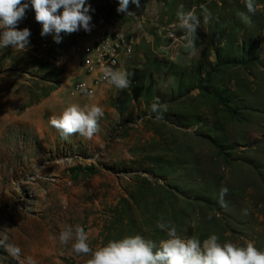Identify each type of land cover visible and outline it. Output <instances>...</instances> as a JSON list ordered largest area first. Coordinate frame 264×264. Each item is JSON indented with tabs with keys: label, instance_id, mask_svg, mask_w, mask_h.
<instances>
[{
	"label": "rangeland",
	"instance_id": "1",
	"mask_svg": "<svg viewBox=\"0 0 264 264\" xmlns=\"http://www.w3.org/2000/svg\"><path fill=\"white\" fill-rule=\"evenodd\" d=\"M89 4L88 33L56 44L29 7L16 26L30 31L27 49H0V230L20 261L86 264L55 239L66 226L83 228L95 250L127 235L165 238L160 218L181 238L214 233L264 249V0L253 13L243 0H140L132 17L115 0ZM177 10L200 21L194 54L173 27ZM127 35L133 51L121 48L117 69L128 87L105 81L72 96L87 49ZM157 100L159 120L148 109ZM72 104L101 108L91 138L62 139L49 125ZM0 258L19 264L2 249Z\"/></svg>",
	"mask_w": 264,
	"mask_h": 264
},
{
	"label": "clouds",
	"instance_id": "2",
	"mask_svg": "<svg viewBox=\"0 0 264 264\" xmlns=\"http://www.w3.org/2000/svg\"><path fill=\"white\" fill-rule=\"evenodd\" d=\"M115 3V12L129 17L134 16L128 10L129 4L137 9L140 7V0H115ZM243 3L248 13L255 11V0H243ZM29 7L34 12V20L41 25L40 36L51 35L56 44L62 40L61 33L67 35L81 30L88 33L91 30L90 12L95 10L91 8L89 0H0V49L9 46L18 51L27 49L30 31L27 28L18 30L16 26ZM175 15L176 22L173 27L182 31L184 47L189 50V54H194L195 34L200 21L192 10H177ZM241 16L244 17V14L241 13ZM204 19L207 20L208 16ZM130 37L133 38L131 35ZM127 61L130 59L123 61L122 65ZM119 70L102 67L101 78L116 89L127 88L129 74ZM162 108L158 100L148 106L149 113L155 114L154 118L157 120L162 118ZM102 116L101 108L95 104H85L83 107L72 104L65 107L58 117L50 116L48 123L58 131L62 139H67L74 133L91 138L97 131L98 119ZM226 193V188L219 190L221 207L224 206L223 196ZM155 227L164 233L165 238L153 241L138 234L127 235L117 240H109L95 250L89 247L87 233L80 226H66L55 239L61 245L72 241L70 251L76 255H88L86 264H264V249H257L251 241L242 246L230 241L220 243L214 233L202 241L181 238L176 227L162 218L156 221ZM8 239L5 232L0 230V249L8 257L17 260L19 264H34L31 257L20 261L21 249L8 243Z\"/></svg>",
	"mask_w": 264,
	"mask_h": 264
},
{
	"label": "built area",
	"instance_id": "3",
	"mask_svg": "<svg viewBox=\"0 0 264 264\" xmlns=\"http://www.w3.org/2000/svg\"><path fill=\"white\" fill-rule=\"evenodd\" d=\"M110 42H112V45L107 42L101 46L100 42V44L90 46L89 49H87L83 66L88 70L86 79H90L91 82L85 80L83 83L77 84L72 96L79 93L84 95L92 94L94 88L99 84L102 85V83H105V80L101 78L102 73L100 69L102 67H110L114 70H119L113 66V56H118L119 47H128V49H132L133 51V46H131V42L128 41V36L123 38L117 36Z\"/></svg>",
	"mask_w": 264,
	"mask_h": 264
},
{
	"label": "trees",
	"instance_id": "4",
	"mask_svg": "<svg viewBox=\"0 0 264 264\" xmlns=\"http://www.w3.org/2000/svg\"><path fill=\"white\" fill-rule=\"evenodd\" d=\"M80 172H84V173H94L96 170L93 167H84V169L82 167L78 168Z\"/></svg>",
	"mask_w": 264,
	"mask_h": 264
},
{
	"label": "bare ground",
	"instance_id": "5",
	"mask_svg": "<svg viewBox=\"0 0 264 264\" xmlns=\"http://www.w3.org/2000/svg\"><path fill=\"white\" fill-rule=\"evenodd\" d=\"M133 44V40L130 41ZM122 47H119V51H121ZM113 66L117 68L119 66V58L117 56H113Z\"/></svg>",
	"mask_w": 264,
	"mask_h": 264
}]
</instances>
